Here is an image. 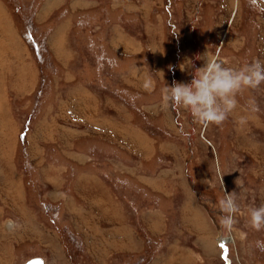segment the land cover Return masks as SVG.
Returning a JSON list of instances; mask_svg holds the SVG:
<instances>
[{"label":"rangeland","instance_id":"rangeland-1","mask_svg":"<svg viewBox=\"0 0 264 264\" xmlns=\"http://www.w3.org/2000/svg\"><path fill=\"white\" fill-rule=\"evenodd\" d=\"M116 26L131 36L133 50L106 48L102 64L84 38L103 43ZM1 33L9 41L8 48L0 46V166L14 167L6 173L10 185L20 181L26 209L42 212V228L59 239L55 247H24L15 264L32 257L64 264L58 254L63 248L67 264H264V228L248 225L249 209L264 205V83L238 96L237 108L219 126H201L186 110L162 102L166 86L191 81L205 53L234 69L264 62V0H0ZM50 39H64L73 50L70 79L51 57ZM148 80L151 91L143 86ZM74 89L97 97L93 105L112 117L105 127L120 132L122 143L131 140L125 148L96 131L90 140L64 133L74 117L82 128L75 113L53 114L61 96ZM55 116L53 137L39 125ZM241 116H247L243 125ZM66 144L83 154L84 167L67 159ZM88 176L96 186L101 181L123 226L136 232L134 250L102 260L99 250L92 252L70 231L68 221L84 212L65 220L47 181L60 179L56 190L65 195L68 185ZM233 192L240 211L226 233L219 200ZM14 215L6 210L1 221L10 227Z\"/></svg>","mask_w":264,"mask_h":264},{"label":"crops","instance_id":"crops-1","mask_svg":"<svg viewBox=\"0 0 264 264\" xmlns=\"http://www.w3.org/2000/svg\"><path fill=\"white\" fill-rule=\"evenodd\" d=\"M7 36V33H5L3 39V34H0L1 47H3L4 44V47L8 48L9 39L5 38ZM130 37V35L122 32L118 26H116L108 31L106 40L103 41V43H99L96 38H92V36L88 35L84 38V43L88 47L92 48L96 54V59H100L103 64L106 60V55L104 53L105 49L107 48L113 50V47L127 50V48L131 47L129 42L132 39ZM63 40L50 39L49 47L52 53L51 57L54 59V62L58 65V67L64 68L66 70L67 79H70L71 76L67 71V65L69 63H75V55L73 50L70 49L71 47L67 45V41ZM56 44L58 46H56ZM124 45H126V48H124ZM64 47H66V49H64ZM130 49L133 50L132 47ZM92 98V93H89L85 89H74L71 91L68 90L64 96H61V98L57 101L56 112L53 114L56 115L57 113L58 115V113H60L63 115L66 114L68 116H72L71 114L75 113V116L79 118V125L81 124L82 126L81 129H77L76 126H74L76 125L75 117L74 120L73 118L68 119V121L72 122L71 124H73V126H71L70 129L66 128L64 133L66 134L67 132L70 137H75L78 139L86 138L87 140H90L91 138L89 137L94 136V134H96L94 131H96L98 134H106L107 136L103 137L110 139L118 148L119 146L121 148L122 145L125 148L126 145L131 142V140L128 139V142L122 143L121 141L123 138L121 137L120 132L116 133L113 129L105 127L106 125L112 126V117L109 114L101 112L96 106H94L93 100L95 99L96 101L97 97H94L93 99ZM73 103L77 104L73 105ZM56 118L57 116L52 118L53 121H51L52 123L50 122L48 126H44L42 123H40L39 127H42L47 131L49 130V133H51V135L54 137L53 134L57 131V125L55 124ZM97 126L109 129L111 131L105 129L102 130ZM31 142L34 143L32 140ZM78 143H80V141ZM67 144L65 145V151L69 156H71L67 159L69 161H74L75 159L80 160L76 162V164H78L80 167H84L86 164L81 163L83 162L81 161L83 160V154L80 153V151H77L76 148L75 149L77 152H70V150L67 149ZM71 147H73L72 144ZM27 148L29 150V145H27ZM31 152L32 154L35 153L34 151ZM0 155V158H4L5 156H2V150H0ZM39 157L40 156L36 157V159L39 160ZM36 159L34 160L30 157V163H32L34 166L40 164ZM60 164H64L66 167H68V165H76L75 163ZM7 165L11 166L9 162H6L3 166H0V178L2 181V186L0 189L2 191L0 194V264H15L17 258H21V252L24 247L29 249L34 248V250L38 249V246H42V244H51L53 247H55L56 243H53L54 238L57 241L59 239L56 231L42 228V224L40 222V217H44L42 216V212L38 213L34 210L32 211L26 209V199L23 195L24 188L20 189L19 180L14 181L12 185H10V179L7 177L6 173H12V170L14 172L16 171L14 167L8 169L9 167ZM54 169L58 168L55 167ZM41 173L43 172L41 171ZM44 178L46 177H43V179ZM18 179H20V177ZM60 181L61 180L57 178L53 182L51 180L47 181V183L50 185V193L54 197V200H57L62 206L63 213L65 214V220H67L66 218H71L73 211L75 210H81L84 212V214H77L74 218V221H68V225L70 223L69 228L72 233H75L82 238L86 248L90 249L92 252L99 250L101 252V255L99 254V256H101L102 260L110 255V253L114 254L116 251H130L129 249H135L137 245L136 232L131 229L129 224H125L123 226L119 214L120 208L118 209V204L114 203L110 197L106 199L107 194L100 188L101 181L99 179H97V186L95 180L90 176H88V179H84L83 177L80 180H75L70 185H68L67 191L64 193L65 195L59 194L56 190L58 187L57 183ZM60 186H62L61 183ZM95 187L100 188L101 191L96 194L93 193ZM49 198L51 200V196ZM6 210L9 212H13L14 210L15 213L14 219L8 217V219L12 221L10 227L8 220L4 221L2 219L1 221V218L3 217V214ZM42 210L43 212L46 211L44 206ZM114 236H118V240H116ZM98 237L100 247L98 246ZM63 249H59L58 254H60L59 256L63 260L64 264H67L69 260ZM27 251L29 255H31L32 250Z\"/></svg>","mask_w":264,"mask_h":264},{"label":"clouds","instance_id":"clouds-1","mask_svg":"<svg viewBox=\"0 0 264 264\" xmlns=\"http://www.w3.org/2000/svg\"><path fill=\"white\" fill-rule=\"evenodd\" d=\"M202 60L203 66L195 69L189 83L174 81L171 87L163 89V106L186 110L201 126H219L237 108L238 96L264 83V62L257 59L234 69L206 53ZM143 86L151 91L153 84L148 80ZM249 107L252 112L257 110L253 100L249 101ZM246 121L247 116L238 119L240 125ZM219 211L222 213L221 228L231 233L236 224L235 215L240 211L235 192L224 194L219 200ZM248 225L254 230L264 228V205L249 209Z\"/></svg>","mask_w":264,"mask_h":264},{"label":"water","instance_id":"water-1","mask_svg":"<svg viewBox=\"0 0 264 264\" xmlns=\"http://www.w3.org/2000/svg\"><path fill=\"white\" fill-rule=\"evenodd\" d=\"M22 264H43V261L39 257H32L23 262Z\"/></svg>","mask_w":264,"mask_h":264},{"label":"bare ground","instance_id":"bare-ground-1","mask_svg":"<svg viewBox=\"0 0 264 264\" xmlns=\"http://www.w3.org/2000/svg\"><path fill=\"white\" fill-rule=\"evenodd\" d=\"M12 40V39H11ZM66 180V179H65ZM76 185V184H75ZM189 205V204H188ZM187 207V206H186ZM46 213V212H45ZM65 215V214H64ZM89 233V232H88Z\"/></svg>","mask_w":264,"mask_h":264},{"label":"snow or ice","instance_id":"snow-or-ice-1","mask_svg":"<svg viewBox=\"0 0 264 264\" xmlns=\"http://www.w3.org/2000/svg\"><path fill=\"white\" fill-rule=\"evenodd\" d=\"M221 247H223V245H221Z\"/></svg>","mask_w":264,"mask_h":264}]
</instances>
